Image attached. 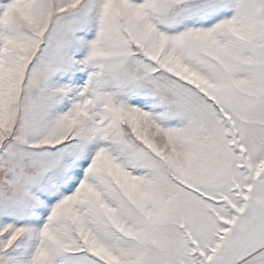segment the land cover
<instances>
[{
    "label": "snow or ice",
    "instance_id": "obj_1",
    "mask_svg": "<svg viewBox=\"0 0 264 264\" xmlns=\"http://www.w3.org/2000/svg\"><path fill=\"white\" fill-rule=\"evenodd\" d=\"M0 264H264V0H0Z\"/></svg>",
    "mask_w": 264,
    "mask_h": 264
}]
</instances>
